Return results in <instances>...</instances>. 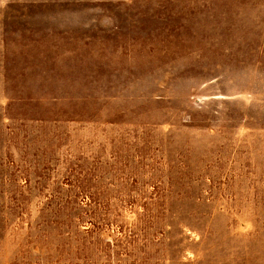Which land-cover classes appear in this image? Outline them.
Segmentation results:
<instances>
[{"label": "rangeland", "instance_id": "rangeland-1", "mask_svg": "<svg viewBox=\"0 0 264 264\" xmlns=\"http://www.w3.org/2000/svg\"><path fill=\"white\" fill-rule=\"evenodd\" d=\"M0 264H264V0H0Z\"/></svg>", "mask_w": 264, "mask_h": 264}]
</instances>
